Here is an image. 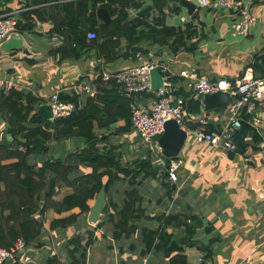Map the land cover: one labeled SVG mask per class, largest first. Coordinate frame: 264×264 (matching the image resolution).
I'll list each match as a JSON object with an SVG mask.
<instances>
[{"label": "crops", "instance_id": "obj_1", "mask_svg": "<svg viewBox=\"0 0 264 264\" xmlns=\"http://www.w3.org/2000/svg\"><path fill=\"white\" fill-rule=\"evenodd\" d=\"M25 2L26 0H12L8 5H0V10L2 13L23 12L31 8L25 7ZM253 6L257 22L247 34L234 35L232 17L225 10L202 6L195 12L199 15L193 19L194 15H188L182 6L178 13L173 11L171 3L164 8L166 23L182 28L192 23L198 32L191 41L194 42V48H181L175 52L168 44L143 41L142 46L148 50L147 54H139L137 59L119 57L115 61H107L95 48L87 50L79 59L61 57L56 49L63 44V38L51 31V20H38L33 30L21 31L18 28L19 31L3 43L0 79H7L13 83L15 90L36 97L35 108L39 110L43 104H49L50 95L54 91H76L78 84L86 80L95 94L90 95L85 90L76 91L79 103L83 106L89 97H94L99 92V71L103 62L110 69H118L156 59L169 64L172 83L178 86L179 94L188 96L185 87L193 78L182 76L181 71H196L211 79H236L242 76L245 68L257 55L264 54V2ZM138 12L133 11L132 15L135 16ZM149 21L153 22L151 18ZM122 43L124 45L125 40ZM123 50L124 47L119 52ZM154 98L153 93L146 92L136 94L134 102L150 107ZM195 99L196 97H190L188 105L192 112L199 113L193 109ZM253 103L248 119L243 118L254 130L250 131L249 128L247 141L250 146L242 154L238 148L235 152H229L222 145L198 142L188 132V139L180 155L175 157L182 159L176 183L171 182L168 174L165 177V170L168 172L167 160L160 146L151 145L152 149L146 145L133 127L111 136L109 133L118 129L119 122L109 130L97 129V133L103 135L104 139L109 136L110 145L116 146L122 162L132 163L142 156L150 155L152 164L158 167V173L154 177L141 175L134 181L121 175L106 193L109 208L96 223L87 220L88 212L80 216L76 223L51 229L49 222L70 214L71 209L58 213L50 207L43 216L37 211L35 216L46 221V227L38 239L28 244L21 255L22 261L18 257L13 262L48 264L49 259L57 257L55 264H168L162 251L155 248L147 251V243L158 219L142 218L135 222L137 230L130 237L115 238L116 229L111 218L114 210L111 205H122L127 192L136 188L142 197L141 206L147 208L152 217L171 213L195 214L203 221L183 244L186 264H264V101L255 100ZM247 108L248 106L244 111ZM224 109L218 107L201 112L209 117L208 128L223 126L229 121ZM188 127L194 128L197 124L189 123ZM254 132L259 135L257 141ZM5 138L9 142L13 141L9 124L0 114V142ZM48 144L50 154L32 153L27 161L32 165H40L50 155L66 160L68 154L83 146L84 141L81 138H67L52 140ZM104 144L105 142L100 143L102 147ZM90 170L88 164L81 163L69 174V178H77ZM48 175L51 173L48 172ZM57 191L58 194L53 196L56 200L71 196L74 192L73 187L66 183H62ZM95 198L89 201L90 207ZM38 202L43 207L44 196ZM77 211L79 209L74 210ZM99 223L101 225L96 227ZM95 227L97 229L92 235L94 242L85 249V257H82L83 249L71 256L69 246L72 238L82 234L83 240H87L89 234L86 230ZM208 228L211 230H207ZM169 230L178 237H183L186 232L184 227L174 224ZM214 238L218 241L211 244ZM207 246H212L213 256L205 259Z\"/></svg>", "mask_w": 264, "mask_h": 264}, {"label": "trees", "instance_id": "obj_2", "mask_svg": "<svg viewBox=\"0 0 264 264\" xmlns=\"http://www.w3.org/2000/svg\"><path fill=\"white\" fill-rule=\"evenodd\" d=\"M11 1L0 0L3 5ZM171 3V9L178 13L181 8L179 0H26L24 6L31 8L21 13L25 21L19 22V29L31 31L36 21L51 20V31L63 38V44L56 49L63 58L79 59L87 50L95 48L107 61H115L119 57L137 59L139 54L148 53L142 46L143 41L168 44L175 52L181 48L193 49L194 42L191 41L198 32L192 23H188L185 28L166 23L164 8ZM100 8L108 10L111 21L99 18ZM133 11L139 12L133 16ZM193 15V19H196L199 14ZM150 18L153 22L149 21ZM90 30L96 32L95 39L87 38ZM122 40H125L124 45ZM122 47L124 50L119 52ZM249 66L264 76V54L257 55ZM98 81V94L89 97L83 106H80L79 95L75 90L61 92L60 100L75 102L78 107L71 115L55 119H49L35 108L37 98L31 94L17 91L14 87L8 93L0 91V114L8 122L13 138L11 142L6 138L0 142V247L10 248L19 238L27 244L38 239L46 227V221L35 216L37 211L43 216L50 207L58 213L71 209L70 214L49 222L51 229L59 225L67 226L90 212L89 201L96 197L103 186L107 193L121 175L134 181L138 176L154 177L158 173V167L152 164L150 155L142 156L132 163H124L116 146L110 145L109 136L131 129V104L135 95H126L115 79L103 81L100 76ZM224 108L226 105L219 107ZM243 117L248 119V114ZM118 122V129L110 132L105 139L97 133V129L109 130ZM249 128L254 131L252 126ZM254 137L256 141L259 139L255 132ZM67 138H81L84 144L68 154L66 160L50 155L40 165H32L27 161L32 153L50 154V141ZM102 142H105L103 147L100 145ZM166 160L170 162L171 158L166 157ZM81 163L88 164L91 170L70 179L69 174ZM167 174L165 170V177ZM62 183L73 187L74 192L71 196L56 200L53 196L58 194ZM43 196L45 202L40 207L38 200ZM141 201L138 190L132 188L122 205H111L114 210L111 218L116 229L115 238L130 237L137 230L135 222L142 218L158 219L147 243V251L152 248L162 251L169 264H186L183 244L203 224L201 218L195 214L180 213L152 217L147 208L141 206ZM75 209L79 211L74 212ZM173 224L185 228L183 237L169 230ZM96 227L86 230L89 234L87 240H83L82 234L72 238L69 246L71 256L83 249L82 257H85V249L94 242L92 235ZM215 241H218L217 238L212 239L211 244ZM212 256V246H207L205 259ZM57 261L58 258L54 257L48 260V264Z\"/></svg>", "mask_w": 264, "mask_h": 264}, {"label": "built area", "instance_id": "obj_3", "mask_svg": "<svg viewBox=\"0 0 264 264\" xmlns=\"http://www.w3.org/2000/svg\"><path fill=\"white\" fill-rule=\"evenodd\" d=\"M205 8L225 10L232 17V31L234 35L247 34L257 22V15L254 11V4L264 0H202ZM21 11L6 12L0 14V53L3 43L16 34L19 30V22L25 21ZM97 37L94 30L87 33L89 40ZM169 64L159 60L151 59L139 64L124 68L110 69L104 62L101 65L99 76L103 81L115 79L122 87L126 95H136L146 92L153 93L155 98L150 107H144L133 102L131 104L132 127L139 132L142 141L148 145L158 146L154 139L156 134L163 132L165 124L169 120L176 122L184 128L187 133L198 142H205L212 145H222L227 151H237L233 137L241 127L243 116L252 112L253 101H264V76L256 73L253 67H247L242 76L236 79L217 78L211 79L206 75H199L196 71H181L182 76L193 78L186 84L188 96L179 94V88L170 79ZM159 69L163 75V84L153 87L151 72ZM13 83L7 79H0V91L8 93L13 88ZM94 95L95 91L90 84L84 80L78 84L76 91ZM219 90L228 91L231 101L226 105L224 113L229 121L223 126L209 127V117L201 113L192 112L188 105L190 97L214 93ZM48 103L52 107L53 119L67 117L77 109L75 102L60 100V92L54 91ZM81 106V104H80ZM248 106L247 111H244ZM189 123L197 124V127L189 128ZM5 134L8 133L6 126ZM153 149V146H151ZM161 149V147H160ZM182 159L171 158L166 162L168 175L171 182H178L179 168ZM28 244L19 238L10 248L0 247V264H5L8 258L15 262L25 252ZM19 261H22V257ZM13 262V263H14Z\"/></svg>", "mask_w": 264, "mask_h": 264}, {"label": "water", "instance_id": "obj_4", "mask_svg": "<svg viewBox=\"0 0 264 264\" xmlns=\"http://www.w3.org/2000/svg\"><path fill=\"white\" fill-rule=\"evenodd\" d=\"M179 4L187 10L188 15H193L199 7L203 6L202 0H179ZM0 5H3V3L0 2ZM98 16L104 21H111L110 14L106 8H100L98 10ZM151 75L153 87H159L163 84V75L159 69H153ZM230 101L231 96L229 92L219 90L214 93L197 96L193 101V109L201 113L227 105ZM202 105H204V107H202ZM40 110L49 119H53V112L50 104H43ZM248 136L249 124L247 120H243L241 127L233 137V142L241 154L250 146V142L247 141ZM154 139L161 147L163 155L168 158H175L180 155L188 139V133L176 122V120H169L166 122L163 132L156 134ZM108 208L109 203L106 198L105 187L103 186L96 195L95 201L87 216V220L90 223L98 222L101 215L105 214ZM12 263L13 259L11 257L5 262V264Z\"/></svg>", "mask_w": 264, "mask_h": 264}, {"label": "rangeland", "instance_id": "obj_5", "mask_svg": "<svg viewBox=\"0 0 264 264\" xmlns=\"http://www.w3.org/2000/svg\"><path fill=\"white\" fill-rule=\"evenodd\" d=\"M160 263V262H159Z\"/></svg>", "mask_w": 264, "mask_h": 264}]
</instances>
